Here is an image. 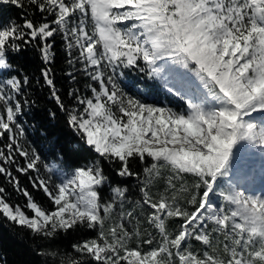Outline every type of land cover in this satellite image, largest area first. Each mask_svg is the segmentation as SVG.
I'll return each instance as SVG.
<instances>
[{
	"label": "snow or ice",
	"instance_id": "snow-or-ice-1",
	"mask_svg": "<svg viewBox=\"0 0 264 264\" xmlns=\"http://www.w3.org/2000/svg\"><path fill=\"white\" fill-rule=\"evenodd\" d=\"M0 7V264H264V0Z\"/></svg>",
	"mask_w": 264,
	"mask_h": 264
},
{
	"label": "trees",
	"instance_id": "trees-1",
	"mask_svg": "<svg viewBox=\"0 0 264 264\" xmlns=\"http://www.w3.org/2000/svg\"><path fill=\"white\" fill-rule=\"evenodd\" d=\"M0 15H11L13 17L18 18L20 15V11L19 9H16V8L0 7ZM22 63L25 65V67L30 72L34 73L35 75H39V68L41 67V64L34 53L32 52L27 53L24 56ZM55 67H56V73H57L58 86L62 89V91H64L68 87V80L64 74V71L67 69V65L65 64L64 55L62 52L58 53L57 63ZM130 75L133 76L134 73H131ZM35 97L38 98L39 103L41 105V108L36 110V114L38 117L42 115L44 109L54 107L53 102L47 99V89L46 88L43 90L36 91ZM53 130L56 131L59 135H61L62 139L64 135L66 134V129L64 128L62 121ZM32 138L34 140H37L39 148L43 149L46 153L47 149L45 148L43 141L38 140V138L35 135ZM21 179L24 185H28L27 178L22 177ZM35 195L37 199L42 200L44 201L45 204H47V200L43 196L42 193H35ZM13 199L21 201V202L23 201V197H17L15 193H13ZM0 248L4 250L8 260L13 261L18 258V253L22 250L23 245L19 241H17L14 238V236L8 232L7 229H0Z\"/></svg>",
	"mask_w": 264,
	"mask_h": 264
},
{
	"label": "rangeland",
	"instance_id": "rangeland-1",
	"mask_svg": "<svg viewBox=\"0 0 264 264\" xmlns=\"http://www.w3.org/2000/svg\"><path fill=\"white\" fill-rule=\"evenodd\" d=\"M136 74V73H135ZM137 75V74H136ZM33 139V138H32ZM256 187H259V182L257 181V184H256ZM16 202H21V201H18V200H14Z\"/></svg>",
	"mask_w": 264,
	"mask_h": 264
}]
</instances>
